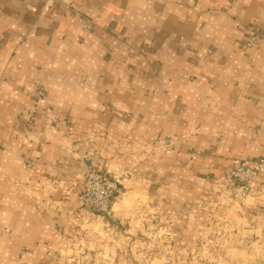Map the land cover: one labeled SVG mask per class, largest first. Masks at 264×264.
<instances>
[{"label":"crops","instance_id":"obj_1","mask_svg":"<svg viewBox=\"0 0 264 264\" xmlns=\"http://www.w3.org/2000/svg\"><path fill=\"white\" fill-rule=\"evenodd\" d=\"M261 159L264 0H0V264H264V168L226 192Z\"/></svg>","mask_w":264,"mask_h":264},{"label":"built area","instance_id":"obj_2","mask_svg":"<svg viewBox=\"0 0 264 264\" xmlns=\"http://www.w3.org/2000/svg\"><path fill=\"white\" fill-rule=\"evenodd\" d=\"M45 96L42 86L35 88V100L38 102ZM32 121V120H31ZM264 168V159L252 164H239L232 172L235 182L241 184L240 190L247 191L250 183L259 175ZM120 176L113 174L110 170L93 171L87 175L84 189L80 199L82 204L97 214H109L113 201L120 193Z\"/></svg>","mask_w":264,"mask_h":264},{"label":"rangeland","instance_id":"obj_3","mask_svg":"<svg viewBox=\"0 0 264 264\" xmlns=\"http://www.w3.org/2000/svg\"><path fill=\"white\" fill-rule=\"evenodd\" d=\"M244 164V163H243ZM235 169V167L231 170L230 172V175L227 179V182H228V190L226 191L228 194H231L230 196L234 199V200H241V198H246V197H242V196H245L248 194L249 192V189H250V186L253 184V182L256 180V177L249 185V188L247 191H243V190H240L239 187H241V184L238 183V182H235L234 179L232 178V172L233 170ZM93 171H100V172H103V171H107V170H104V169H101V168H95L94 166H90L89 170L87 171V174H86V178H87V175L90 173V172H93ZM113 174H116V173H113ZM117 176H120V181H121V186H123V182L126 180V179H130L131 178V174L130 173H124V174H116ZM86 178H85V181H86ZM85 186V184H84ZM121 188V187H120ZM84 189V187H83ZM82 189V190H83ZM82 192V191H81ZM81 195V193H80ZM80 195H79V199H80ZM121 196V195H120ZM119 196V197H120ZM119 199V198H118ZM81 200V199H80ZM82 203V201H81ZM84 206V205H83ZM85 207V206H84ZM128 208H131L134 211V213H139L140 211V207H133V206H127ZM125 207V208H127ZM86 208V207H85ZM112 208V207H111ZM112 212V210H111ZM111 212L109 214H111ZM109 214H99V215H103V216H106V215H109ZM145 216H161L160 218H158V223H160L161 225L159 226V228H156L153 233V235H151L150 237L147 238V241L149 242L148 245L152 244V242H156V244L160 245V247H163V250L166 248H169L170 245H172L173 243V229L171 227V221L169 219V216L168 215H154L153 213H146ZM157 223V224H158ZM155 236V238H154ZM155 246V245H154ZM163 250L159 253H154L152 254V251L153 250H150L147 254H146V260L148 261L149 260V257L150 255H158L159 256V259L161 257H165L166 256V253L163 252ZM168 254V253H167ZM215 254H206L207 257L211 258V257H214ZM225 255V254H223ZM228 255V254H227ZM168 259V258H167Z\"/></svg>","mask_w":264,"mask_h":264}]
</instances>
